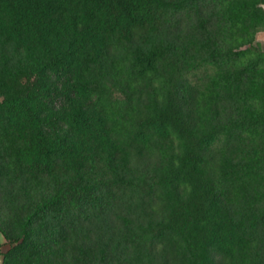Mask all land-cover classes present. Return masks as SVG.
<instances>
[{
  "label": "trees",
  "instance_id": "obj_1",
  "mask_svg": "<svg viewBox=\"0 0 264 264\" xmlns=\"http://www.w3.org/2000/svg\"><path fill=\"white\" fill-rule=\"evenodd\" d=\"M260 32L264 0H0L1 264H264Z\"/></svg>",
  "mask_w": 264,
  "mask_h": 264
},
{
  "label": "rangeland",
  "instance_id": "obj_2",
  "mask_svg": "<svg viewBox=\"0 0 264 264\" xmlns=\"http://www.w3.org/2000/svg\"><path fill=\"white\" fill-rule=\"evenodd\" d=\"M256 38H257V41L259 42V43H261L262 45H264V40L263 39H261L260 37H259V34H257V36H256ZM117 92L116 91H114V95H117L116 94ZM1 234V233H0ZM2 247V250H0L2 253H4V252H6L8 249H9V245L8 244H2V245H0V248ZM0 262H2V259L0 258ZM1 264V263H0Z\"/></svg>",
  "mask_w": 264,
  "mask_h": 264
},
{
  "label": "crops",
  "instance_id": "obj_3",
  "mask_svg": "<svg viewBox=\"0 0 264 264\" xmlns=\"http://www.w3.org/2000/svg\"><path fill=\"white\" fill-rule=\"evenodd\" d=\"M259 37H260L261 39L264 40V32H260V33H259ZM4 242H5V239H4V237L2 236V234H0V245L4 244ZM0 250H2V247L0 248ZM0 263H1V262H0Z\"/></svg>",
  "mask_w": 264,
  "mask_h": 264
}]
</instances>
